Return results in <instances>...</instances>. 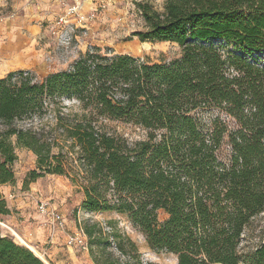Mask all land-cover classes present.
I'll list each match as a JSON object with an SVG mask.
<instances>
[{
  "label": "trees",
  "instance_id": "trees-1",
  "mask_svg": "<svg viewBox=\"0 0 264 264\" xmlns=\"http://www.w3.org/2000/svg\"><path fill=\"white\" fill-rule=\"evenodd\" d=\"M140 8L139 38L178 43L181 57L152 62L97 48L42 79L26 70L0 78V184L15 181L16 149L25 147L39 168L28 181L73 172L86 209L127 214L152 248L178 255V264H242L244 230L264 211V68L245 57L264 51V0ZM216 40L239 52L226 56ZM209 108L238 128L219 116L203 126L199 113ZM113 121L140 127L142 138ZM223 143L227 159L219 157ZM160 210L169 215L164 222ZM0 213H10L1 192ZM247 260L264 264V239ZM0 264L45 263L0 232Z\"/></svg>",
  "mask_w": 264,
  "mask_h": 264
},
{
  "label": "rangeland",
  "instance_id": "rangeland-1",
  "mask_svg": "<svg viewBox=\"0 0 264 264\" xmlns=\"http://www.w3.org/2000/svg\"><path fill=\"white\" fill-rule=\"evenodd\" d=\"M166 0H83L84 13L92 15L87 21H60L65 9L50 0L29 5V0H0L2 14L15 18L0 21V78L11 71L34 72L38 79L69 69L87 51L97 48L102 53H122L148 58L152 62H170L182 55V48L171 41H142L136 34L146 28L141 4L163 11ZM75 0H71L74 3ZM149 43L150 48H144ZM227 56L237 51L224 40H216ZM245 57L264 68V51L245 54ZM70 104V102H67ZM220 117L230 129L237 121L219 108L200 110L203 126ZM111 125L133 139L142 138L143 130L130 123L113 121ZM227 136L225 141H227ZM230 146L223 143L219 157L227 159ZM67 148L64 149L66 151ZM58 152L59 148H55ZM18 158L13 164L15 181L0 184V192L10 213H0V232L19 244L29 246L48 264H104L106 261L131 264H178V255L152 248L140 227L127 214L116 211H90L83 206V181L70 175L45 173L28 181L32 170H39L37 155L30 149H16ZM47 202L60 212L63 226L52 224L48 214L40 212L39 203ZM169 218L159 211V220ZM86 234L83 246L71 245L68 237L78 229ZM87 229L92 230L87 234ZM19 234L22 239L13 234ZM264 239V211L254 216L245 228L239 253L242 264H248Z\"/></svg>",
  "mask_w": 264,
  "mask_h": 264
},
{
  "label": "built area",
  "instance_id": "built-area-1",
  "mask_svg": "<svg viewBox=\"0 0 264 264\" xmlns=\"http://www.w3.org/2000/svg\"><path fill=\"white\" fill-rule=\"evenodd\" d=\"M41 0H29V5L35 4L38 5ZM54 4H58L65 9L64 14L60 16V21L63 23H68L70 19L74 17V19L78 20L79 22L87 21V19L91 18L92 15L84 13V3L83 0H75L74 3H71V0H50ZM16 14H2L0 11V21L15 18ZM39 209L41 213L48 214L49 217L52 219V224L56 228V226H63L64 225V218L60 212L56 211L55 209L50 208L47 202H40ZM69 243L76 246H83L86 243V234L84 230L81 228L80 230L74 234H71L68 237Z\"/></svg>",
  "mask_w": 264,
  "mask_h": 264
},
{
  "label": "bare ground",
  "instance_id": "bare-ground-1",
  "mask_svg": "<svg viewBox=\"0 0 264 264\" xmlns=\"http://www.w3.org/2000/svg\"><path fill=\"white\" fill-rule=\"evenodd\" d=\"M142 46L144 47V48H150V44L149 43H143L142 44ZM14 236H16V238H20V239H22V236L21 235H19V234H13Z\"/></svg>",
  "mask_w": 264,
  "mask_h": 264
},
{
  "label": "water",
  "instance_id": "water-1",
  "mask_svg": "<svg viewBox=\"0 0 264 264\" xmlns=\"http://www.w3.org/2000/svg\"><path fill=\"white\" fill-rule=\"evenodd\" d=\"M26 246V245H25ZM26 247H28L32 252H34L29 246H26ZM35 253V252H34ZM36 254V253H35ZM36 256H38L37 254H36ZM45 264H48L44 259H42L40 256H38Z\"/></svg>",
  "mask_w": 264,
  "mask_h": 264
},
{
  "label": "crops",
  "instance_id": "crops-1",
  "mask_svg": "<svg viewBox=\"0 0 264 264\" xmlns=\"http://www.w3.org/2000/svg\"><path fill=\"white\" fill-rule=\"evenodd\" d=\"M16 242V241H15Z\"/></svg>",
  "mask_w": 264,
  "mask_h": 264
}]
</instances>
